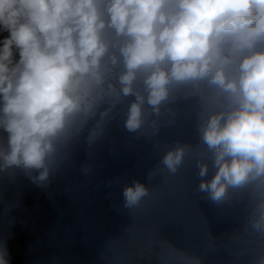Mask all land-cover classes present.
<instances>
[{
	"label": "clouds",
	"instance_id": "clouds-1",
	"mask_svg": "<svg viewBox=\"0 0 264 264\" xmlns=\"http://www.w3.org/2000/svg\"><path fill=\"white\" fill-rule=\"evenodd\" d=\"M121 113L161 153L147 184H124V207L144 209L156 177L194 164L198 201L246 197L230 240L237 256L261 246L249 264H264V0H0V264H11L21 203L9 189L24 179L47 188L69 148L83 142L91 156ZM179 116L196 117V145L160 139ZM144 233L158 264H203L156 229Z\"/></svg>",
	"mask_w": 264,
	"mask_h": 264
},
{
	"label": "trees",
	"instance_id": "trees-1",
	"mask_svg": "<svg viewBox=\"0 0 264 264\" xmlns=\"http://www.w3.org/2000/svg\"><path fill=\"white\" fill-rule=\"evenodd\" d=\"M140 155L135 137L124 128L123 115L119 114L106 126L91 156L83 142L69 148L47 188L26 179L10 188L5 198L12 199L18 192L21 201L11 212L17 221L7 241L11 264H118L123 252L118 254L115 249L122 245L107 249L106 242L98 241L110 238L114 229L118 233L127 231L129 222L121 190L144 171ZM85 163L92 166L88 175L80 172ZM224 207L246 215V197ZM87 224L95 231L90 232ZM82 230L83 236L76 239ZM126 247L127 254L141 263L158 264L153 256L149 259L142 244ZM89 256H94L95 261L87 259Z\"/></svg>",
	"mask_w": 264,
	"mask_h": 264
},
{
	"label": "rangeland",
	"instance_id": "rangeland-1",
	"mask_svg": "<svg viewBox=\"0 0 264 264\" xmlns=\"http://www.w3.org/2000/svg\"><path fill=\"white\" fill-rule=\"evenodd\" d=\"M161 132H166L165 128H162L160 131V139L165 143L168 137L167 135L164 136ZM149 140L150 139L146 137H142V146L145 149H147L146 146L148 145ZM157 153V157L161 158V153L158 149ZM146 164L147 165H145L144 168L145 170L140 174L139 180L147 184V174L157 165V163L154 161L151 163L147 160ZM155 179L162 180L161 177H156ZM155 179L152 182H155ZM192 182L194 184L193 187H196L197 182L193 180ZM187 183L188 182H185L184 184L185 190L180 197V207L178 209L179 217L184 219V221H175L174 224L171 225L166 224L171 227V230L174 228L178 230V232H175V235H172L170 230L165 232V230L168 229L167 226H165L163 230L160 227L163 221L161 218L166 217L167 213L170 211V206L166 205L164 201H168L172 206V201L177 197L176 195L179 193V190L178 192H175L173 187L167 186V182H160L156 185L152 184L151 187L153 189L155 200H150L142 210H130L125 208L122 197L121 203L123 204V208H125L124 212L129 222L126 226L127 231L125 230L122 233H118L114 229V231H111L110 233V238L105 237L98 241V243L106 242L107 249H109V246L110 249H115V246L110 242L113 239L123 238L127 241L126 244L128 246H134L135 237L133 232H130L129 230L134 226L136 227L137 224L140 225L139 222L137 223V220H134L137 213V215L142 217L141 220L144 222L146 230L156 229L161 235L170 240L176 246L186 250L190 254L203 257L204 264H249L253 252L259 250L261 246L258 245L257 249H253L243 256H237L234 249L237 248L238 245L233 244L230 240V237L234 232H242L245 215L241 213L235 214L230 211L231 209L228 210L229 208L226 209L224 206L217 207L208 201L207 204L204 202L200 205L197 195H190V197L187 196ZM198 202L199 204H197ZM195 205H197L196 209ZM86 228H88L90 232L95 231L94 227H91L89 224L86 225ZM146 230L141 229L140 226L137 228L138 233H142ZM83 233L84 231L82 230L81 233L77 235L76 239L83 236ZM209 235L215 238L214 246L211 249L208 246L209 241L207 237ZM93 239H96L95 234H93ZM126 244L122 245L123 248L118 247L115 249L118 254L123 252L118 259V264H144L141 263V260L134 259L131 255H128L129 253L127 252ZM138 246H141V244H138ZM138 249L141 252V248ZM124 254H126L125 257L123 256ZM142 256H145V254L142 253ZM87 259L95 261L94 256H89ZM72 264H77V261L72 262Z\"/></svg>",
	"mask_w": 264,
	"mask_h": 264
},
{
	"label": "flooded vegetation",
	"instance_id": "flooded-vegetation-1",
	"mask_svg": "<svg viewBox=\"0 0 264 264\" xmlns=\"http://www.w3.org/2000/svg\"><path fill=\"white\" fill-rule=\"evenodd\" d=\"M165 128L166 132H161L164 136L167 135L168 139H166L165 143L171 147L174 146L176 142H181V143H187V144H191V145H196L199 141H198V129H197V119L195 116H179L176 117L174 120H172L171 122L163 125L161 127ZM134 137H135V141H136V145L137 148L140 152V157L142 158V168H145L146 161H150L151 163L154 161L156 163L159 162L160 158L157 157V149L153 147V140H149L148 145L146 146L147 149H145L142 146V136H137V134L135 133H131ZM189 172H188V170ZM145 170V169H144ZM142 173V172H141ZM140 173V174H141ZM140 174L138 176V180L140 178ZM193 181L198 182L196 177H195V165L191 164L185 167V169L178 174L176 177L173 178H169L167 181V186L169 187H173L175 192L179 193L176 195L177 197L172 201V206L168 203V201H164V203L168 206H170V211L169 213H167L166 217L161 218L162 224H161V229L163 230L165 228V226H167L168 229L165 230V232H167L168 230H170V232L172 233V235H175V232L178 230L177 229H172L171 227H169V225L166 224H174L175 221L178 222H182L184 221V219L179 217V213H178V209L180 207V197L183 194L184 190H185V182L187 183V196L190 197V195H196L194 192V189L196 187H193ZM163 182L162 180L159 179H155V182H152L153 185H156L157 183ZM152 186V185H151ZM194 188V189H193ZM191 189V190H188ZM193 189V190H192ZM200 205L204 202L207 201H199ZM199 202L197 204H199ZM197 205H195V209H196ZM141 216L137 215L136 213V218L134 220H137V223L139 222L140 225H136V229L140 228L146 230V228L144 227V222L141 220ZM139 219V221H138ZM145 232V231H144ZM138 233L136 232L135 235V244H142L140 243L141 239L144 237L145 233ZM134 234V233H133ZM157 251V249H156ZM153 258L156 260L155 255L153 254ZM157 261V260H156ZM158 262V261H157Z\"/></svg>",
	"mask_w": 264,
	"mask_h": 264
},
{
	"label": "water",
	"instance_id": "water-1",
	"mask_svg": "<svg viewBox=\"0 0 264 264\" xmlns=\"http://www.w3.org/2000/svg\"><path fill=\"white\" fill-rule=\"evenodd\" d=\"M121 115H122V113H121ZM109 156H110V152L108 151L107 152V159H109ZM120 187H121V184H120Z\"/></svg>",
	"mask_w": 264,
	"mask_h": 264
}]
</instances>
